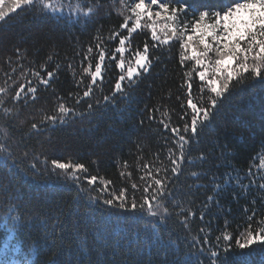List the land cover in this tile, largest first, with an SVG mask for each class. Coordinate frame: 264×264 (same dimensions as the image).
Wrapping results in <instances>:
<instances>
[{"label": "trees", "instance_id": "obj_1", "mask_svg": "<svg viewBox=\"0 0 264 264\" xmlns=\"http://www.w3.org/2000/svg\"><path fill=\"white\" fill-rule=\"evenodd\" d=\"M104 3L97 22L89 23L87 26L84 22L65 24L55 18H36L26 6L15 12L4 6L0 9L7 13L6 22H0V86H10L5 106L10 109L14 106L17 108L10 116H6L0 108V144L7 145L8 152L14 153V158L7 161L4 154H0V251L10 234L12 241L19 245L22 251L34 253L32 262L35 264H47L51 259L52 249L49 248L37 256L32 237H46L49 229H45V224L49 226L56 224V218L61 215V210L64 219L71 217L72 223H80L82 229L80 239L87 236L89 243H92V234L96 228L102 230L106 225L112 226L114 232L121 237L119 255L116 256L117 264H121V257L127 255L125 249L131 247L133 252L135 251V242L145 231L158 232L165 237L167 255L171 260L177 258L182 260L189 254V246L194 244L192 237L197 236L199 239L204 235L199 232V228L204 226L205 222H201L198 217L192 218L190 231L185 229L175 216L165 223H157L156 229L150 228L148 221L153 218L148 217L146 213L138 217L137 214L120 212L118 220L116 216L110 214L114 210H106L102 201H90L84 193L80 194L83 197L80 200L77 197L78 188L71 181L57 177L50 171L31 169V164L35 162L31 159L33 151L41 162L47 157L49 161L57 159L60 162L83 163L89 169L85 175L98 177L97 184L92 187H102L99 178H103L113 182L109 185L110 189L127 188L131 195L134 191L132 183L138 185L142 183L140 177L147 170L141 169L145 164L154 170L160 166L161 161L168 163L167 149L171 146L172 134L164 130L160 120L167 122L168 118L162 113L168 112L174 125L182 123L179 121V114L183 111L180 104L186 99V94L185 88L181 85L185 82L186 71H192L194 97L200 95L199 87L202 82L195 70L194 61H186L181 65L182 50L178 40L153 48L152 45L157 42L151 40L150 29L145 26L150 22L145 19L146 21L142 20L141 29L132 34V51L142 50L144 43H148L150 58L156 53L161 54L162 59L155 62L152 70L140 79L131 101H118L114 109H109L106 115L97 119L76 117L73 118V122L66 126H58L56 129L42 126L45 127L44 133L39 137L32 136L31 123L39 124L43 116L55 113L58 95L67 98L69 92L78 91L82 94L83 84L77 87V81L82 75V67L92 63L94 69L97 62L96 36H100L104 42L103 47L108 49L105 67L102 68L105 77L104 93L96 95L109 93L111 86L118 79L120 73L116 61L110 59L111 53L118 46V38L109 40L108 35L111 31L118 30L125 16L131 14L129 8L131 1L125 0L122 4L121 0H104ZM129 26H132L131 20ZM126 33L127 29L121 31L122 35ZM90 45L93 47V53L85 59V53ZM50 55L51 61L48 60ZM116 55L119 59L120 54ZM124 55L127 61L130 53L125 52ZM69 63L73 66L71 69L67 67ZM57 64L60 65L59 69H56ZM41 65L44 67L41 68ZM45 69L56 73L53 87L49 89L39 85L36 77L32 75L34 71L45 75ZM83 78L84 83H87L89 78L86 75ZM29 81L38 88L37 99L29 101V104L23 107H20L22 101L9 103L13 90L20 86L27 88ZM206 95L207 93H204L205 97ZM227 95L226 108L221 116L217 117L212 129H206L201 135V144L198 147L208 152L213 150V142L217 140L228 143L231 164L239 170L244 183H247L246 176L250 168L253 173L264 174V170L259 169V160L264 157V134L261 130L264 99L261 98L259 89L252 90L246 85H237L236 81H233V87ZM156 107H159V112L154 111ZM77 108H82L85 115L87 114L83 101ZM149 109H153L151 115L155 119H149ZM6 121L16 125L14 129H9L12 139H5L3 136ZM21 136L25 143H18ZM166 137L169 138L167 141ZM25 150L29 151V157L24 156ZM196 155H199V152L193 150L192 156ZM157 156L159 160L156 159ZM125 163L127 167H124ZM38 167L43 169L48 166L41 163ZM191 170L201 169L197 167ZM224 171L225 169L221 168L217 174L221 175ZM121 172H125L126 175L121 176ZM127 173H131V176L129 177ZM185 183L193 184V178L186 176ZM196 183L204 185L197 196L192 198L195 204L199 205L205 199V193L211 194V185L208 177ZM84 184L86 185V181ZM192 190L195 192L196 188L193 186ZM232 191L233 187L230 185L228 191L220 197V203L225 210L216 212L210 219L208 231L212 242H215L217 236L222 237L224 233L230 234L234 242L241 238L245 229L247 220L243 208L251 207L250 202L244 198L233 200ZM135 194L139 197L141 193L137 191ZM92 195L95 196L97 193L92 192ZM252 195L258 194L253 191ZM256 207L259 211L261 207L259 200ZM229 208L230 212L227 211ZM176 211L178 212V209ZM77 214L83 219L79 220ZM17 215L25 222L23 231L15 221ZM126 216L131 217L127 224L123 219ZM240 251L246 255L239 256ZM191 252H196V246L191 247ZM84 253L83 257L74 253L65 254L64 259L70 264H78L80 260L87 264L88 261L95 260L94 252L90 256L86 248ZM148 253L152 255V264H159V257L150 247L142 248L140 256L147 260ZM195 258V255H192V259ZM99 259L104 260L105 256L101 254ZM203 259L207 264L206 258ZM222 259L224 264H241V259L245 264H264V246L254 245L244 250L234 248L226 256L222 254ZM124 264H134V261L127 260Z\"/></svg>", "mask_w": 264, "mask_h": 264}, {"label": "snow or ice", "instance_id": "obj_2", "mask_svg": "<svg viewBox=\"0 0 264 264\" xmlns=\"http://www.w3.org/2000/svg\"><path fill=\"white\" fill-rule=\"evenodd\" d=\"M121 3H125V0H121ZM3 6L4 0H0V9ZM22 6L31 10L36 18H55L65 24L84 22L87 26L89 23L97 22L105 3L104 0H87V2L77 0L75 4L71 0L67 4L64 0H13L10 11L15 12ZM129 8L131 14L125 16L118 30L111 31L108 35L109 40L118 38V46L111 53L110 59L116 61V67L120 73L114 85L111 86L110 92L101 96L96 95V93H104L105 77L102 74V68L105 67L108 53V49L103 47V40L100 36H96L95 48L98 55L95 59L97 62L94 69L92 63L82 67V75L77 81V87L83 84L82 94L78 91L69 92L67 98L58 95L55 113L43 116L39 124L31 123L30 131L32 136L39 137L45 131V127L42 126L56 129L58 126H66L73 122V118L76 117L97 119L106 115L109 109H114L118 101H131L140 79L152 70L155 62L162 59V55L156 53H153L150 58L148 43H144L142 50L132 51V34L141 29L142 20L146 19L150 22L145 26L150 29L151 40L157 42L152 47L157 48L160 44L168 45L170 41L178 40L182 50L181 65H184L186 61H194L195 70L202 82L199 87L200 95L194 97L192 71L184 73L186 79L181 87L185 88L186 99L180 104L183 111L179 114V121L182 123L174 125L169 113H162L168 120L167 122L160 120V123L166 132L170 131L172 134L171 146L167 149L168 163L161 161L160 166L155 167L154 170L145 164L141 169L147 170L140 177L142 183L140 185L132 183L131 187L134 191L131 195L127 188L110 189L109 185L113 182L103 178H99V184L102 187H92L97 184L98 177L85 175L89 169L83 163L60 162L57 159L49 161L47 157L41 162L33 151L31 159L35 162L31 164V169L50 171L57 177L71 181L78 188L77 197L80 200L83 199L80 194L84 193L90 201H102L106 210H114L110 214L116 216L118 220L120 212L137 214L138 217L146 213L148 217L153 218L148 221L150 228L156 229L157 223H165L175 216L189 231L192 218L198 217L201 222H205L204 226L199 228V232L204 235L199 239L197 236L192 237L194 244L189 246V254L182 260L168 258L167 241L164 236L158 232L145 231L136 240L134 252L131 247L125 249L127 255L121 257V264L127 260H133L134 264H152L151 253L147 254V260L140 256L141 249L145 247L155 250L159 257V264H205L203 258H206L207 264H224L222 254L226 256L234 248L244 250L254 245L264 246V174L253 173L250 168L246 176L247 183H244L239 170L231 164L228 143L217 140L213 142V150L208 152L198 147L201 144V135L206 129H212L217 117L221 116L226 108L227 94L233 87V81H236L237 85H246L252 90L259 89L261 98L264 99V0H147V2L132 0ZM6 16L7 13L0 10V22H6ZM130 20L132 26H129ZM158 21H162L159 27H157ZM124 29H127V33L122 35L121 31ZM125 52L130 53L127 61ZM92 53L93 47L90 45L84 58L88 59ZM117 53L120 54L119 59H117ZM51 59L50 55L48 60L51 61ZM43 67L41 65V68ZM67 67L71 69L73 66L69 63ZM59 68L60 65L57 64L56 69ZM32 75L45 89L53 87L55 71L45 69V75H41L39 71H34ZM73 75L75 76V71ZM85 75L89 78L87 83H84ZM9 87L0 86V108L6 116L12 115L17 110L16 106L12 109L5 106ZM37 92V86H33L29 81L27 88L20 86L13 90L9 103L22 101L23 104L20 107H23L28 105L29 101L37 99ZM204 93H207L206 97ZM177 99L179 100L180 97L178 96ZM81 101L87 109L86 115L82 108H77L81 105ZM159 110V107L154 109L157 112ZM148 111L149 119H155L151 115L153 109ZM5 123L7 126L3 129V136L5 139H12L9 129H14L16 125L11 121ZM261 130L264 134V119L261 121ZM165 139L167 141L169 138ZM18 143H25L22 136ZM193 150L199 152V155L193 157ZM0 154H4L5 161L14 158V153L8 152L7 145L0 144ZM24 156L29 157V151L25 150ZM156 159L159 160V156ZM41 163L48 167L39 168L38 164ZM124 167H127V163ZM197 167L201 170H191ZM221 168L225 171L218 175ZM228 169L232 171L229 172ZM259 169L264 170V157L259 160ZM186 170H188L187 173ZM120 175L125 176L126 173L121 172ZM127 175L130 177L131 173ZM186 176L193 178V184L185 183ZM204 177L209 178L211 194L205 193V199L196 205L192 198L204 188V185L196 181ZM230 185L233 187V200L238 201L244 198L250 202L251 207L243 208L247 223L240 239L233 242V237L224 233L222 237L217 236L215 242H212L208 231L210 219L216 212L225 210L220 203V197L228 191ZM193 186L196 188L195 192L192 190ZM137 191L141 193L139 197L135 194ZM253 191L258 195L253 196ZM92 192H96L97 195L93 196ZM257 200L261 206L259 211L256 207ZM227 211L230 212L231 209ZM206 216L208 222H206ZM77 217L79 220L83 219L79 214ZM56 219V224L50 226L45 224V229H49L46 237H32L37 256L48 251L49 248L52 249L51 259L47 264H70L64 259L65 254L74 253L83 257L86 248L90 256L93 252L96 254L95 260H90L87 264H117L116 256L119 255L121 237L114 232L112 226L106 225L102 230L96 228L92 234V243H89L87 236L80 239L82 231L80 223H72L71 217L64 219L62 210L61 215ZM123 219L127 224L131 217L126 216ZM15 221L23 231L25 223L23 218L17 215ZM160 231L162 232L163 229ZM186 239L187 236H185ZM129 243L131 244V241ZM192 246H196L195 253L191 252ZM15 251L19 252L20 249L16 248ZM101 254L105 256L104 260L99 259ZM192 255L196 258L192 259ZM238 255L244 257L246 254L240 251ZM0 264H11L10 258L0 261ZM15 264H35V262L20 259L15 261ZM78 264H86V262L80 260ZM241 264H245L243 259Z\"/></svg>", "mask_w": 264, "mask_h": 264}, {"label": "rangeland", "instance_id": "obj_3", "mask_svg": "<svg viewBox=\"0 0 264 264\" xmlns=\"http://www.w3.org/2000/svg\"><path fill=\"white\" fill-rule=\"evenodd\" d=\"M130 1H131V4H132V0H130ZM10 2L13 3V0H4V7L7 8V9H11L12 5H10ZM68 2H69V0H64L65 4H67ZM71 2L73 4H75L77 1L71 0ZM146 2H147V0H146ZM155 10L156 9L154 7V11ZM144 21H146V20H144ZM161 23H162V21H158L157 22V26H159ZM16 248H19L20 251L16 252L15 251ZM33 257H34V253L33 254H29L27 252L22 251L21 247L19 245H17L14 241H12V238H11L10 234L8 235L7 239L5 240V242L3 244V247H2V249L0 251V261H4L6 258H10L11 264H15V261L20 260V259H28V260L32 261Z\"/></svg>", "mask_w": 264, "mask_h": 264}]
</instances>
